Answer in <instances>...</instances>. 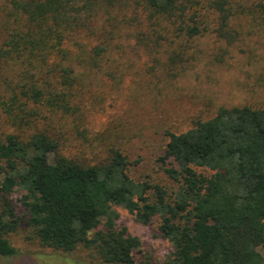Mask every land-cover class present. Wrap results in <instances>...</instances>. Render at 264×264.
<instances>
[{
	"label": "trees",
	"instance_id": "obj_1",
	"mask_svg": "<svg viewBox=\"0 0 264 264\" xmlns=\"http://www.w3.org/2000/svg\"><path fill=\"white\" fill-rule=\"evenodd\" d=\"M117 1L2 0L0 60L21 69V86L18 95L11 89L8 101L0 100V114L17 122L16 105L22 115L18 121L28 124L24 116L36 120L41 107L64 115L76 112L71 102L80 68L63 45L73 33L90 32L87 24L96 10ZM202 1L195 10L199 0H142L147 16L173 28L186 43L207 29L197 10L210 18L212 32L232 42L236 33L226 29L234 16L231 0ZM103 50L93 46L87 63L96 65ZM28 103L33 107L21 109ZM166 137L159 159L176 183L169 191L132 179L117 149L89 159L62 151L42 130L25 139L0 136V256L15 253L6 235L22 220L9 198L18 191L26 225L55 250L80 245L109 264H137L132 251L140 240L116 225L112 206H120L138 223L157 218L156 228L169 246L162 264H264V107L219 106ZM199 166L212 171L197 172Z\"/></svg>",
	"mask_w": 264,
	"mask_h": 264
},
{
	"label": "rangeland",
	"instance_id": "obj_2",
	"mask_svg": "<svg viewBox=\"0 0 264 264\" xmlns=\"http://www.w3.org/2000/svg\"><path fill=\"white\" fill-rule=\"evenodd\" d=\"M230 6L234 16L226 29L236 33L230 43L211 31L210 18L201 16L202 10L196 16L204 19L207 29L186 43L173 28L147 16L142 0H118L99 7L87 24L90 32L73 33L63 45L80 68L76 98L71 102L77 111L64 115L41 107L36 120L24 116L29 122L22 124L14 105L17 122L0 114V136L25 139L42 130L58 141L62 151L89 159L117 149L127 159L126 171L132 179L157 183L169 191L176 183L166 176L159 159L165 153L166 133L187 130L219 106L264 107V0H231ZM2 11L0 0V46L5 40ZM95 45L104 50L91 66L87 61ZM20 71L16 64L0 60L1 101H8L11 89L16 94L20 90ZM31 107L28 103L21 109ZM195 169L204 174L212 171L204 166ZM18 197V191L9 195L22 220L6 235L15 253L0 256V264H109L80 245L62 252L41 244L25 223L26 210ZM112 208L116 225L140 240L132 251L134 261L162 264L169 246L156 228L157 218L142 224L123 207Z\"/></svg>",
	"mask_w": 264,
	"mask_h": 264
}]
</instances>
